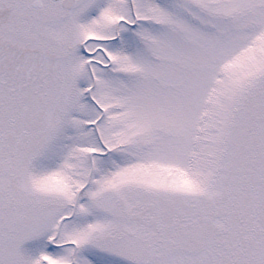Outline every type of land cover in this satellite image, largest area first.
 I'll return each mask as SVG.
<instances>
[{"label":"snow or ice","instance_id":"6c2138e0","mask_svg":"<svg viewBox=\"0 0 264 264\" xmlns=\"http://www.w3.org/2000/svg\"><path fill=\"white\" fill-rule=\"evenodd\" d=\"M0 264H264V0H0Z\"/></svg>","mask_w":264,"mask_h":264}]
</instances>
